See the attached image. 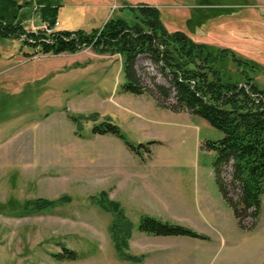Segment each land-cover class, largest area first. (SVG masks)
<instances>
[{"label":"rangeland","instance_id":"obj_1","mask_svg":"<svg viewBox=\"0 0 264 264\" xmlns=\"http://www.w3.org/2000/svg\"><path fill=\"white\" fill-rule=\"evenodd\" d=\"M50 1L60 5L53 30L89 32L132 19V6H156L169 31L230 51L215 62L225 80L250 74L264 87V0ZM26 25L46 26L36 13ZM123 65L119 53H42L0 35V264H264V194L256 222L241 223L206 147L223 131L168 108L175 93H156L155 82L171 84L147 55L136 63L146 93L125 89ZM105 121L125 140L97 133ZM39 198L59 203L26 211ZM147 217L200 236L145 233Z\"/></svg>","mask_w":264,"mask_h":264},{"label":"trees","instance_id":"obj_2","mask_svg":"<svg viewBox=\"0 0 264 264\" xmlns=\"http://www.w3.org/2000/svg\"><path fill=\"white\" fill-rule=\"evenodd\" d=\"M131 8L130 20L110 18L100 29L69 31L53 30L60 5L50 0H0V35L20 36L42 53L76 52L85 47L119 53L126 74L125 89L137 94L149 91L136 66L138 56L147 55L171 84L155 82L156 93L164 99L175 93L176 102L168 108L199 115L223 131L221 139L206 144L216 152L214 166L219 188L241 223L248 217L256 222L264 194V87L250 74L243 81L223 78L215 62L229 56L227 48L196 42L182 31H169L156 6L140 4ZM35 13L46 26L29 31L26 20ZM160 105L167 108L162 102ZM96 132L125 140L119 127L110 121H105L104 128H97ZM226 167H231L229 182L222 176ZM232 186L240 190L237 199L230 194ZM107 198V206L119 211L118 203ZM58 203L39 198L29 201L25 209L39 212ZM119 212L123 214L122 209ZM140 230L153 235L200 236L183 225L152 217L144 219Z\"/></svg>","mask_w":264,"mask_h":264},{"label":"built area","instance_id":"obj_3","mask_svg":"<svg viewBox=\"0 0 264 264\" xmlns=\"http://www.w3.org/2000/svg\"><path fill=\"white\" fill-rule=\"evenodd\" d=\"M56 24H58V22Z\"/></svg>","mask_w":264,"mask_h":264}]
</instances>
